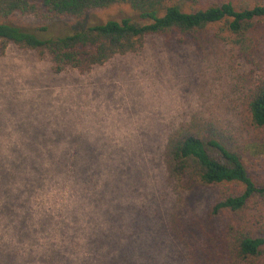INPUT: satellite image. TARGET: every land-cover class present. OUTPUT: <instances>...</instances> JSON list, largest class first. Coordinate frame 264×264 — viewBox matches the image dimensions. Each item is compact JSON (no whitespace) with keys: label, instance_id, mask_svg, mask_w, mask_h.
<instances>
[{"label":"rangeland","instance_id":"obj_1","mask_svg":"<svg viewBox=\"0 0 264 264\" xmlns=\"http://www.w3.org/2000/svg\"><path fill=\"white\" fill-rule=\"evenodd\" d=\"M126 17L136 14L127 5H117L95 10L83 20L50 21L42 34L58 37L84 25ZM14 22L34 32L41 27L32 17L17 16ZM260 39L264 61V37ZM250 68L229 44L214 42L198 49L189 42L168 44L152 36L138 54L116 56L85 73L55 74L49 60L10 44L0 58V160H48L70 153L97 160L101 184L107 185L106 195L111 204H118L115 212L121 216L119 221L93 223L98 230L108 227L117 235L113 242L122 248L112 252L107 239L105 260L197 264L203 250L198 237L206 232L204 217L218 199V190H184L170 180L165 145L175 129L195 116L219 121L256 142L247 163L264 179V131L247 128L234 111L236 77ZM66 149L71 152L64 154ZM69 193V186L58 182L41 189L35 201L37 216L41 207L49 210L72 202L66 199ZM249 214L264 221V204ZM174 218L179 229L173 228ZM226 221L220 217L218 229ZM74 242L75 257L95 254L97 264H104L98 261L107 249L96 254L83 248L86 239ZM3 243L20 247L17 264L27 263L28 241L20 240L11 226L0 227V247ZM35 258L33 264H41Z\"/></svg>","mask_w":264,"mask_h":264},{"label":"trees","instance_id":"obj_2","mask_svg":"<svg viewBox=\"0 0 264 264\" xmlns=\"http://www.w3.org/2000/svg\"><path fill=\"white\" fill-rule=\"evenodd\" d=\"M117 5H127L136 18L84 25L58 37L42 34L50 21L83 20L95 10ZM17 16L34 18L40 29L21 27L14 22ZM152 36L163 37L168 44L189 42L198 49L214 42L234 47L251 66L236 77L234 111L244 126L264 131L260 39L264 37V0H0V58L13 44L49 60L55 74L85 73L116 56L138 54ZM256 145L223 123L198 116L175 129L166 142L170 180L184 190H218V199L204 217L206 232L198 237L203 250L197 264H264V221L249 214L264 204V179L247 163ZM70 152L66 149L64 154ZM33 158L0 160V227L11 226L20 240L28 241L26 264H33L35 256L41 264H97L95 254L75 257L74 241L79 237L86 239L83 248L92 253L107 249L98 262L109 264L105 260L109 250L122 248L113 242L117 235H111L108 227L98 230L94 225L105 219L119 221L121 216L115 212L118 204H111L106 195L107 185L101 184L97 160L71 153L48 160ZM52 182L69 186L66 199L72 202L49 210L41 207L39 217L36 195ZM222 216L229 221L218 229ZM3 220H8L7 225ZM177 221L174 218L175 229H179ZM107 239L112 241L109 250ZM19 250L3 243L0 264H17Z\"/></svg>","mask_w":264,"mask_h":264}]
</instances>
